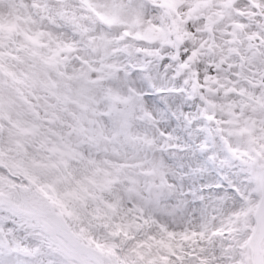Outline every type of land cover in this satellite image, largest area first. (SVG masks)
<instances>
[{
	"label": "snow or ice",
	"instance_id": "6c2138e0",
	"mask_svg": "<svg viewBox=\"0 0 264 264\" xmlns=\"http://www.w3.org/2000/svg\"><path fill=\"white\" fill-rule=\"evenodd\" d=\"M0 264H264V0H0Z\"/></svg>",
	"mask_w": 264,
	"mask_h": 264
}]
</instances>
